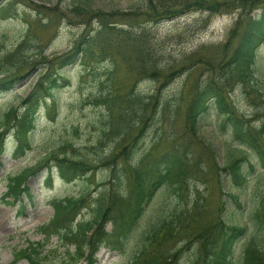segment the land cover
<instances>
[{"label":"rangeland","instance_id":"374dc122","mask_svg":"<svg viewBox=\"0 0 264 264\" xmlns=\"http://www.w3.org/2000/svg\"><path fill=\"white\" fill-rule=\"evenodd\" d=\"M79 5L118 13L113 21L123 29L130 28L128 30L134 35L143 33L161 66L182 68L160 90L154 109L158 83L148 79L135 83V91L146 103L143 113L137 109L143 119H148L145 124L132 121L135 114L131 111H124L123 117L119 118L117 110L112 113L103 104L96 103L116 85L134 84L132 75H127L126 66L119 57H116L119 70L112 79L107 73L113 63L107 57L78 60L66 68L58 66L59 58L82 35L99 27L97 22L83 25V20L74 19L71 10ZM145 7V0H0V57L14 52L16 46L28 38V43L17 56L19 60H27L28 65L17 75L34 68L28 76L17 80L12 90L0 96V138L3 144V152L0 153V264H27L23 259L14 263L13 257L19 250L31 246L39 249L38 258L42 264H84L82 259L74 260L75 246L63 234L46 241L40 233V226L54 216L52 201L83 197L70 226L75 221H90L99 206V199L108 203L113 175L119 177V193H123V199H126L131 169L141 166L144 158L147 164L172 148H176V155L185 163L180 190L176 184L162 185L149 201L136 236L129 240L122 252L100 248L96 264H129L138 254L149 226L170 221L174 216L179 220L176 223L177 236L165 241L162 250L172 254L175 248L182 252L176 259L169 260V264H201L206 241L195 237L201 233L204 235V229L215 222L220 215V205L223 209L221 218L227 225L245 228L244 237L237 242L235 251L242 252L249 243H256L264 250V228H259L252 221L255 213L264 208V172L258 165L257 156L249 148L240 146L228 127L221 126L222 117L214 108L199 119L195 135L185 124L191 97L211 76L210 68L201 62L215 65L220 62L237 15H216L208 20L204 13L188 12L154 23L152 18L141 15L145 13ZM120 14L126 15L121 18ZM121 40L122 44L126 43L124 35ZM235 43L231 42L227 53ZM95 51L99 49L95 48ZM42 56L44 61L40 59ZM197 59L201 61L199 64L195 62ZM34 60H39V63L34 64ZM9 68V64L4 65L2 75ZM45 70L52 77H64L67 84L58 88L52 99L42 102L34 116L32 148L24 158L14 160V127L18 126L23 115V101L32 90L38 74ZM58 82L61 84V80ZM226 97L250 126L258 130L263 128L264 44L256 53L253 80L232 83ZM52 105L56 112L50 119L48 109ZM10 109H14V113L6 121ZM133 124L134 129H128ZM141 128V134L133 143ZM123 147L128 150L115 158ZM129 149L131 153L126 157ZM53 152L89 161L96 168L91 175L70 183L61 179L55 170L51 172L43 168L27 177L31 198L22 196L14 203L2 201L9 176L25 169L35 170ZM235 158L245 160L243 173L246 180L241 186L233 184L229 173L223 171ZM105 161L108 163L103 164ZM249 164L253 165L252 170ZM231 195L237 198L238 204L229 198ZM22 207L24 210L20 214ZM111 230L112 226L108 224L106 232ZM84 253H88L87 246H84Z\"/></svg>","mask_w":264,"mask_h":264},{"label":"trees","instance_id":"16d2710c","mask_svg":"<svg viewBox=\"0 0 264 264\" xmlns=\"http://www.w3.org/2000/svg\"><path fill=\"white\" fill-rule=\"evenodd\" d=\"M146 7L143 16L152 18L154 23L161 20H168L188 12H201L207 15L210 20L213 16L223 14H236L237 18L232 25L226 44L225 53L218 64L209 62H200L210 68L211 76L207 83L198 89L188 104L185 113L186 127L196 134L199 119L210 109L214 108L222 117V127H228L235 141L241 146L249 148L258 158L261 168L264 170V124L260 130L253 128L237 114L234 108L228 102L226 93L232 83H246L253 80V66L256 59L257 50L264 44V0H145ZM75 20H83L81 24L88 25L89 22H97L99 27L90 30L91 33L84 34L69 49V51L59 58L58 66L66 68L73 64L87 59H94L97 56L112 59L111 71L107 74L111 79L114 73H117L119 67L116 63V57H119L126 66L127 75H132L134 84L116 85L108 91V95L96 101L107 107L109 112L118 111L119 118L123 117L124 111H131L132 121L147 122L143 119V113L146 103L143 97L135 91V83L139 80H153L158 83L154 100L157 104L160 90L181 71V69H169L161 66L155 57V53L148 45V40L143 33L132 34L128 29L116 24L113 18L119 16L118 13H106L98 10H91L87 7L76 6L71 10ZM121 15V14H120ZM126 15L122 14L121 18ZM71 22V20H70ZM124 35L125 44L121 43V36ZM120 36V38H119ZM235 41V46L230 53H227L231 42ZM28 43L25 38L11 54L0 57V95L13 89L17 80L23 79L34 69L33 67L23 75L19 76L21 71L28 65L27 60H19L17 56ZM95 48L99 51L96 52ZM101 55V56H100ZM80 57V59H78ZM45 57L40 59L44 61ZM57 59V58H56ZM39 60H34L38 64ZM9 64V70L2 75V68ZM195 64V65H197ZM11 74V77H8ZM61 80V84L58 82ZM67 84L64 77L56 75L52 77L51 73L41 71L38 74L32 90L23 101L25 105L23 115L19 119L18 126L14 127L16 145L13 157L20 159L26 155L32 148L31 133L34 129V116L38 113L42 102L53 98L54 92ZM139 109V112L137 111ZM14 110L11 109L6 115V121L12 117ZM56 112L54 105L48 109V116L53 119ZM127 118V117H126ZM128 129H134L133 126ZM142 132L140 129L138 135L133 138V143L137 141ZM197 137V136H196ZM65 147V146H64ZM62 147V148H64ZM176 148L166 152L161 156L152 158L147 164L143 159L141 166H136L129 172V191L126 199H123V193H119L120 179L113 175V183L108 195V203L99 199V206L95 210V215L90 221L75 223L70 226L76 210L79 207L83 197L79 199L55 200L52 202L54 217L45 225L39 228V231L45 234L46 241L52 236L63 234L66 240H71L76 246V259H83L85 264H96L95 255L100 248H106L116 252H122L138 232L140 219L143 216L149 201L156 194L158 189L164 184H176L180 190L184 176V161L176 155ZM123 147L115 156H123L127 151ZM2 152V141H0V153ZM59 152H53L46 160L38 166L37 170L54 167L60 177L66 182H72L75 179L91 175L95 166L86 160L73 159ZM131 153L129 149L126 157ZM212 153V151H211ZM148 157V155H147ZM242 159H234L224 172L229 173L233 184L241 186L245 182ZM105 161L103 164H107ZM249 169L253 165L249 164ZM36 170V171H37ZM178 170V171H177ZM36 171L24 170L18 175L8 177L7 193L5 198H12L15 201L20 194H28L26 178L29 174ZM177 171V172H176ZM124 190V189H123ZM128 198V199H127ZM236 201L235 196H230ZM22 210L20 211V213ZM223 209L220 205L219 213L214 223L204 229V235L201 233L195 239L204 238L206 246L204 247L205 257L201 264H264V250L256 243H249L240 253L235 251L236 244L244 237L245 228L233 225H227L221 218ZM177 216L170 221L151 224L149 229L143 235V241L136 254L129 264H169V260L176 259L182 250H162V244L165 241L172 240L177 236L178 228L176 223ZM253 218V219H252ZM252 221L264 228V208L260 209L252 217ZM69 222V224H68ZM160 223V224H159ZM68 224V225H67ZM112 225V230L107 233L105 227ZM69 226V228H68ZM86 227V229H85ZM90 236H87V234ZM209 235V237H205ZM84 246H87L88 253H84ZM40 252L38 248L29 247L17 252L14 256V262L19 259H25L28 264H42L38 258ZM166 260V263L164 262Z\"/></svg>","mask_w":264,"mask_h":264}]
</instances>
